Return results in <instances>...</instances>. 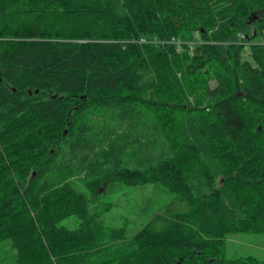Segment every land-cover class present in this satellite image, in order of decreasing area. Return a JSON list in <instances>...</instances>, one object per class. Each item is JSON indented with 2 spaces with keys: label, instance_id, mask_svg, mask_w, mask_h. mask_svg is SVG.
I'll use <instances>...</instances> for the list:
<instances>
[{
  "label": "trees",
  "instance_id": "trees-1",
  "mask_svg": "<svg viewBox=\"0 0 264 264\" xmlns=\"http://www.w3.org/2000/svg\"><path fill=\"white\" fill-rule=\"evenodd\" d=\"M146 183L181 209L103 222L100 197ZM242 232L264 233V0H0L13 264H264L225 258Z\"/></svg>",
  "mask_w": 264,
  "mask_h": 264
},
{
  "label": "rangeland",
  "instance_id": "rangeland-1",
  "mask_svg": "<svg viewBox=\"0 0 264 264\" xmlns=\"http://www.w3.org/2000/svg\"><path fill=\"white\" fill-rule=\"evenodd\" d=\"M246 53L247 50L243 49ZM67 132V128L63 133ZM101 202L108 203V211L102 213L103 222L114 226H128L130 232L137 230L149 220L146 211L141 209L148 199L154 201L153 209L159 210L161 207L181 209L182 207L176 195L158 183H146L143 185L124 186L118 193H108L103 195ZM78 222L74 216L61 221V225L74 228ZM225 258H236L246 255H253L264 259V233H233L227 235L225 239ZM14 249L6 242H0V259L5 264H13Z\"/></svg>",
  "mask_w": 264,
  "mask_h": 264
},
{
  "label": "built area",
  "instance_id": "built-area-1",
  "mask_svg": "<svg viewBox=\"0 0 264 264\" xmlns=\"http://www.w3.org/2000/svg\"><path fill=\"white\" fill-rule=\"evenodd\" d=\"M141 41V40H140Z\"/></svg>",
  "mask_w": 264,
  "mask_h": 264
}]
</instances>
